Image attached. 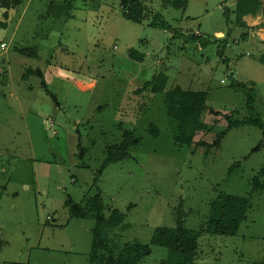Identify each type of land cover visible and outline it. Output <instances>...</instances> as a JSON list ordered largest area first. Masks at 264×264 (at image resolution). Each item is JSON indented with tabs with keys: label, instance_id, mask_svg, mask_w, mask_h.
<instances>
[{
	"label": "rangeland",
	"instance_id": "374dc122",
	"mask_svg": "<svg viewBox=\"0 0 264 264\" xmlns=\"http://www.w3.org/2000/svg\"><path fill=\"white\" fill-rule=\"evenodd\" d=\"M238 1L189 0L184 10L151 4L153 14L184 36L208 40L205 46L152 28L150 17L141 24L125 20L120 0H25L7 19L0 8V177H10L0 223L12 229L11 259L21 253V262L30 254L27 264H88L94 219L69 220L64 202L85 206L100 195L105 218L112 210L124 216L106 234L111 245H146L140 264H159L168 249L150 244L153 231L175 227L178 218L198 230L210 203L225 193L249 199L246 219L234 236L203 233L194 262L264 264L262 131L245 124L228 130L215 148L181 146L164 101L175 87L206 92L201 118L218 130L225 122L209 110L237 121L248 117L246 96L236 87L242 84L252 89L255 116L264 124L263 17L247 18L245 28L233 25ZM131 49L142 62L128 57ZM37 70L58 107L41 80L28 75ZM160 73L168 77L163 93L142 88ZM123 131L137 144L128 158L101 170L106 148L118 145ZM214 135L198 132L195 141L211 143ZM81 147L86 153L79 159ZM255 177L261 188H253ZM40 229L39 245L30 249Z\"/></svg>",
	"mask_w": 264,
	"mask_h": 264
},
{
	"label": "trees",
	"instance_id": "16d2710c",
	"mask_svg": "<svg viewBox=\"0 0 264 264\" xmlns=\"http://www.w3.org/2000/svg\"><path fill=\"white\" fill-rule=\"evenodd\" d=\"M25 0H0V8L4 10L2 17L8 18L10 10L19 8ZM160 2L164 6H170L174 9L184 10L189 0H120L123 18L134 24H141L145 18L150 17L149 25L152 28L163 31H173V37L182 36L187 42L199 41L201 46L209 43L206 39H200L199 35L184 36L173 29L167 23L163 16L159 13L152 12L151 4ZM225 1V0H224ZM233 25L245 28L244 17L257 15L263 16L264 22V0H239L232 11ZM5 23L0 22V27H4ZM227 32L223 38L224 45L227 43V38L230 36ZM248 33L241 36L242 40H246ZM128 57L138 62L143 61V57L138 51L131 49ZM259 62L264 67V47L259 55ZM28 75H34L41 80V87L46 91L58 107V103L54 95L48 90L44 80L42 71H31ZM168 82V77L162 73L157 74L153 80L146 82L142 88L148 90L150 94L163 93ZM246 96V108L248 117L243 121L234 120L232 115H220L217 112L209 110L208 112L214 116H221L225 122V126L217 130V124H207L202 120V113L205 111V102L207 99L206 92L183 91L179 87H175L171 92L166 93L164 101L167 107V114L175 120L178 125V131L174 138L176 144L181 146L202 147L209 150L217 147L225 134L234 127L250 124L258 127L264 136V124L255 116L253 103L255 97L252 89H247L242 84H237ZM198 132L205 134L215 133L214 140L211 143L198 140L195 141V136ZM137 140L132 139L130 132L123 131L121 141L116 146L106 148V158L102 164L101 170L110 163L128 158V149L131 145H136ZM80 144H78L79 146ZM259 149V145L252 149L255 152ZM85 149L80 148L76 155L81 159L85 155ZM232 169V168H231ZM230 169V171H231ZM264 174V169L260 171V175ZM261 183L258 177L253 179V188H261ZM68 219H86L90 216L94 219L95 225L92 229L91 250L88 257V264H140L142 257L149 252L146 245L138 242L125 243L121 247L111 245L106 238L107 232L113 230L123 221V214L117 210H112L108 218L103 214L104 207L102 205L100 195H96L92 200H88L85 206L71 200L66 199L64 202ZM250 208L248 198L237 197L225 193L218 194L209 205L208 216L205 226H201L198 230H189L183 227L181 218L175 227H158L153 231L150 239L152 246L168 249V257L159 264H196L194 262L197 255L198 239L203 233L216 236H234L246 219V213ZM4 242L0 238V248Z\"/></svg>",
	"mask_w": 264,
	"mask_h": 264
},
{
	"label": "crops",
	"instance_id": "0c3cea01",
	"mask_svg": "<svg viewBox=\"0 0 264 264\" xmlns=\"http://www.w3.org/2000/svg\"><path fill=\"white\" fill-rule=\"evenodd\" d=\"M249 17H251V16L244 17V21ZM260 17H263V16L259 15V18ZM263 24H264V22H263ZM221 35H222L221 33H216L217 37H219ZM247 39H248V37H247ZM261 40H263V42H264V38H262ZM261 45H264V43H262ZM77 85L79 87L83 86L80 82H78ZM91 86L92 85H89V83L85 85L86 88H90ZM1 170L3 173L6 172V170H4L3 168ZM8 180H10V177H8V179H4V178L0 177V197H1L2 192H7L6 189L8 188V184H9ZM43 232H44V229H40L38 234L35 235V241L33 242V246H29L30 249H32V248L36 249V247H37L36 245H39L38 243L41 240ZM11 233H12V229L10 228L9 223H0V238L5 243V245L3 244L2 247L0 248V264H27L29 262L30 254L29 255L27 254L24 258H22L23 259L22 262H21V258H20L21 253H17V256L15 253L14 258L13 259L10 258L9 253H10V250H12V249L10 247V244H7V243H10ZM23 237H24V235L21 234V238H23ZM53 238H54L53 236H48V237L46 236L45 240L47 242V241L53 240ZM45 251L57 253L56 248L55 249L45 248ZM37 252H38V248L36 250V253Z\"/></svg>",
	"mask_w": 264,
	"mask_h": 264
},
{
	"label": "built area",
	"instance_id": "2783aa9c",
	"mask_svg": "<svg viewBox=\"0 0 264 264\" xmlns=\"http://www.w3.org/2000/svg\"><path fill=\"white\" fill-rule=\"evenodd\" d=\"M0 48H1V49H4V48H5V44L2 43V44L0 45ZM0 73H2L1 70H0ZM50 126H52V123L50 124ZM45 127H46V128L48 127V124H47V123L45 124ZM52 134H56V132H55V131H52Z\"/></svg>",
	"mask_w": 264,
	"mask_h": 264
}]
</instances>
